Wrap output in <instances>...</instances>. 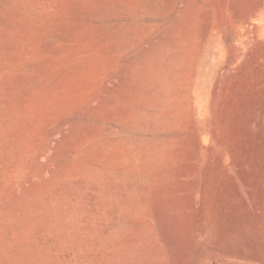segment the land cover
<instances>
[{"label": "rangeland", "instance_id": "obj_1", "mask_svg": "<svg viewBox=\"0 0 264 264\" xmlns=\"http://www.w3.org/2000/svg\"><path fill=\"white\" fill-rule=\"evenodd\" d=\"M0 264H264V0H0Z\"/></svg>", "mask_w": 264, "mask_h": 264}]
</instances>
